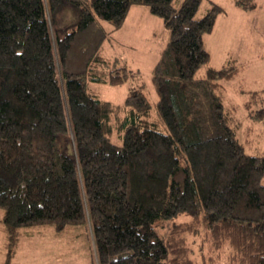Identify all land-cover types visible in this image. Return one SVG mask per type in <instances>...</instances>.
<instances>
[{
    "label": "trees",
    "instance_id": "16d2710c",
    "mask_svg": "<svg viewBox=\"0 0 264 264\" xmlns=\"http://www.w3.org/2000/svg\"><path fill=\"white\" fill-rule=\"evenodd\" d=\"M201 2L0 0V208L10 242L20 227L75 225L91 235L94 264H196L193 236L212 251L227 245L225 264H264V152H245L223 112L220 80L237 67L195 75L223 11L211 3L196 17ZM132 5L169 29L151 71L154 105L141 90L113 104L89 88L132 74L101 50ZM263 96L250 93L252 117L264 116L250 109Z\"/></svg>",
    "mask_w": 264,
    "mask_h": 264
},
{
    "label": "rangeland",
    "instance_id": "374dc122",
    "mask_svg": "<svg viewBox=\"0 0 264 264\" xmlns=\"http://www.w3.org/2000/svg\"><path fill=\"white\" fill-rule=\"evenodd\" d=\"M183 0H172L174 7ZM254 7L243 8L235 0H202L196 12L201 17L211 3L223 8L216 16L211 32L204 35V46L210 54L208 63L201 65L195 75L205 74L207 67L220 68L235 65L238 69L231 79L220 80V101L228 124L249 154L264 152V116L252 117L245 103L250 93L264 89V0H252ZM136 18L131 15L123 25L109 33L101 44L104 56L125 65L132 74L121 84L89 82L98 96L113 104H121L129 92L141 90L151 105L158 99L151 81V71L161 49L169 38L160 16L149 11L146 5H138ZM106 29L110 24L102 20ZM264 107L261 100L250 101V109L256 111ZM119 144L121 139H112ZM264 184V177L262 178ZM181 218V217H180ZM170 221L157 224L164 235ZM196 237V238H193ZM190 238L196 264H203L207 258L213 264H225L230 249L224 245L212 251L201 236ZM91 235L81 226H65L57 229L52 224L20 227L13 242L3 229L0 208V264H94Z\"/></svg>",
    "mask_w": 264,
    "mask_h": 264
},
{
    "label": "crops",
    "instance_id": "0c3cea01",
    "mask_svg": "<svg viewBox=\"0 0 264 264\" xmlns=\"http://www.w3.org/2000/svg\"><path fill=\"white\" fill-rule=\"evenodd\" d=\"M138 8H139L138 5L130 6V8L128 10V13H127V15L125 17V20H127L131 15H133V19H135L136 18V12H137Z\"/></svg>",
    "mask_w": 264,
    "mask_h": 264
}]
</instances>
